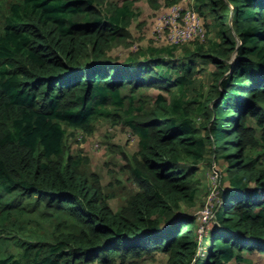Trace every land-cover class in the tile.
Listing matches in <instances>:
<instances>
[{"label": "trees", "instance_id": "1", "mask_svg": "<svg viewBox=\"0 0 264 264\" xmlns=\"http://www.w3.org/2000/svg\"><path fill=\"white\" fill-rule=\"evenodd\" d=\"M133 4L0 0V264L264 253V0H193L204 39L115 54ZM100 122L137 140L107 184L71 140ZM204 164L222 194L207 232Z\"/></svg>", "mask_w": 264, "mask_h": 264}, {"label": "rangeland", "instance_id": "2", "mask_svg": "<svg viewBox=\"0 0 264 264\" xmlns=\"http://www.w3.org/2000/svg\"><path fill=\"white\" fill-rule=\"evenodd\" d=\"M110 1H119V3H123L127 0ZM159 2L160 4L158 6H153L150 0H134L133 9L136 10V16L135 19L132 20L130 30L135 41L133 45L129 47H117L114 50L115 54L126 55L128 51L135 50L139 45H147L149 43H153L156 46L169 44L165 34L158 30L161 12L172 5H179L185 9L191 8L190 6L194 5L193 0H178L172 4H168L166 0H159ZM202 19L204 20L203 16ZM213 35V33H210L211 38ZM106 128L107 124L105 122H100L92 134L85 135L81 130H76L78 132L77 138L79 141L75 142L76 135L71 139L72 143H74V149H84L85 153L90 158L91 169L102 174L104 184L112 180V169L118 170L119 168L118 164L114 163L115 159L118 161L125 160L122 152L131 153L137 149V140L134 134V136H130L129 132L124 131V129H118L117 133H115L116 137L111 138V141L116 142V144H112L111 141L106 140ZM200 175L202 177V190L198 202L190 211L197 214L202 222L201 227L205 226V232H207V229H211L214 223L213 205L221 203L222 194H220L219 191L217 192L214 188L215 185H218V174L213 172V168L204 164ZM110 201L113 207L117 208L120 205L121 198L112 197ZM205 203H207L206 207H208L209 211H204L206 207L202 209ZM201 222L199 221V223ZM243 257V260H234L231 264H264V253L262 252L245 251ZM130 264H167V257L162 254H157L155 257L141 259L136 263L132 262Z\"/></svg>", "mask_w": 264, "mask_h": 264}, {"label": "built area", "instance_id": "3", "mask_svg": "<svg viewBox=\"0 0 264 264\" xmlns=\"http://www.w3.org/2000/svg\"><path fill=\"white\" fill-rule=\"evenodd\" d=\"M190 7L185 9L172 5L160 14L158 30L165 34L169 44H182L196 38H205L204 20L193 6ZM204 211H209L208 207Z\"/></svg>", "mask_w": 264, "mask_h": 264}, {"label": "crops", "instance_id": "4", "mask_svg": "<svg viewBox=\"0 0 264 264\" xmlns=\"http://www.w3.org/2000/svg\"><path fill=\"white\" fill-rule=\"evenodd\" d=\"M168 9H169V7H168V8H166L165 10H163L161 13H163V12L167 11Z\"/></svg>", "mask_w": 264, "mask_h": 264}]
</instances>
